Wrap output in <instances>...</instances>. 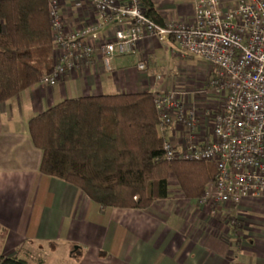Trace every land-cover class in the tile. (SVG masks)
I'll use <instances>...</instances> for the list:
<instances>
[{
  "label": "crops",
  "instance_id": "crops-1",
  "mask_svg": "<svg viewBox=\"0 0 264 264\" xmlns=\"http://www.w3.org/2000/svg\"><path fill=\"white\" fill-rule=\"evenodd\" d=\"M54 1L65 28L73 32L99 26L100 41L108 42L121 26L105 23L90 0ZM220 1L233 8L234 0ZM152 2L164 24L194 22V0ZM177 46L173 39L147 36L131 54L114 57L111 70L96 54L57 84L38 83L0 102V259L18 257L33 264L40 259L42 264H264V192L237 204L211 206L187 198L172 181L169 197L148 209H101L79 188L40 171L42 151L29 131L32 117L80 96L171 91L163 88V70H169L172 59L185 68L195 57L177 52ZM59 56L55 49L54 64ZM201 72L206 77L207 68ZM184 103L192 109L188 100ZM165 137L176 147L188 141L178 134Z\"/></svg>",
  "mask_w": 264,
  "mask_h": 264
},
{
  "label": "trees",
  "instance_id": "trees-1",
  "mask_svg": "<svg viewBox=\"0 0 264 264\" xmlns=\"http://www.w3.org/2000/svg\"><path fill=\"white\" fill-rule=\"evenodd\" d=\"M139 1L164 25L152 0ZM54 50L51 0H0V102L51 73ZM161 126L149 91L65 99L29 121L41 173L79 188L101 209H148L169 197L172 181L191 200L205 194L216 164L168 160ZM0 264L33 263L2 257Z\"/></svg>",
  "mask_w": 264,
  "mask_h": 264
},
{
  "label": "built area",
  "instance_id": "built-area-1",
  "mask_svg": "<svg viewBox=\"0 0 264 264\" xmlns=\"http://www.w3.org/2000/svg\"><path fill=\"white\" fill-rule=\"evenodd\" d=\"M90 1L105 23L120 22L114 39L101 42L99 26L68 30L51 0L53 44L60 56L40 84H57L96 54L111 70L114 57L131 54L144 37L173 39L181 51L203 58L212 67L207 88L226 93V99L213 117L211 137L202 143L190 136L176 147L165 137L167 159L216 164L217 175L199 198L203 205L237 204L260 196L264 192V0H239L233 8L220 0H194L192 24L164 25L148 17L139 0ZM139 68L144 70L145 65ZM153 94L165 135L176 124L191 131L196 128L195 110L187 109L177 92Z\"/></svg>",
  "mask_w": 264,
  "mask_h": 264
},
{
  "label": "rangeland",
  "instance_id": "rangeland-1",
  "mask_svg": "<svg viewBox=\"0 0 264 264\" xmlns=\"http://www.w3.org/2000/svg\"><path fill=\"white\" fill-rule=\"evenodd\" d=\"M235 3L234 0L230 5L235 7ZM176 49L178 52L179 47L177 46ZM173 60L169 70H163L162 72V77L167 84L163 88H170L171 91L177 92L179 97L181 96L184 100L189 101L192 109L197 114V125L192 131L186 125H181L177 130L176 128H174L175 130L169 129L166 134L169 138L178 134L182 140H190V135L196 141L203 138L206 140L212 132L210 124L213 123V117L225 104L226 93L216 92L204 86V84L207 85L209 82V72L212 67L203 58L195 56L192 59V63H188L185 68L179 65V59ZM205 68H207L206 77L201 72ZM202 90H206L205 93L201 92ZM161 133L166 136L162 131ZM202 136L204 137L202 138Z\"/></svg>",
  "mask_w": 264,
  "mask_h": 264
}]
</instances>
